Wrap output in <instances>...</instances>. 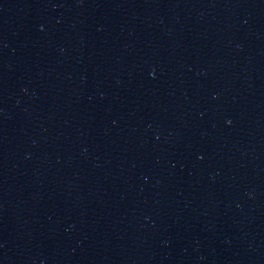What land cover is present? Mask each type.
Here are the masks:
<instances>
[{
	"label": "water",
	"instance_id": "obj_1",
	"mask_svg": "<svg viewBox=\"0 0 264 264\" xmlns=\"http://www.w3.org/2000/svg\"><path fill=\"white\" fill-rule=\"evenodd\" d=\"M0 264H264V0H0Z\"/></svg>",
	"mask_w": 264,
	"mask_h": 264
}]
</instances>
